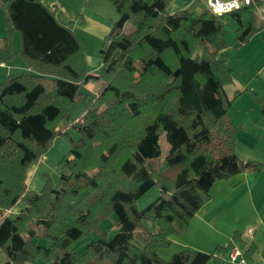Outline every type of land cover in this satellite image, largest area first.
<instances>
[{
  "label": "trees",
  "instance_id": "1",
  "mask_svg": "<svg viewBox=\"0 0 264 264\" xmlns=\"http://www.w3.org/2000/svg\"><path fill=\"white\" fill-rule=\"evenodd\" d=\"M171 0H114L119 16L104 38L103 67L91 75L78 36L61 24L43 0H5L7 22L21 35L19 54L29 71L0 84V228L4 264H225L241 235L212 253L182 250L167 261L172 245L210 200L221 180L258 173L263 164L236 155L237 126L229 116L242 91L228 66L224 25H238L235 48L264 26L252 7L216 15ZM128 27H131L128 31ZM12 35L0 40V64L14 57ZM101 87L73 123L74 139L60 128L71 107L84 98V85ZM261 115L264 103L253 93ZM65 136L70 151L58 161L57 182L44 175L40 191L27 189V174ZM169 150L163 156L160 138ZM161 195L139 210L152 188ZM16 217L6 216L18 202ZM115 215L109 238L100 220ZM93 233L84 251L73 245ZM43 242L49 243L45 245ZM252 242L244 259L253 261Z\"/></svg>",
  "mask_w": 264,
  "mask_h": 264
},
{
  "label": "crops",
  "instance_id": "2",
  "mask_svg": "<svg viewBox=\"0 0 264 264\" xmlns=\"http://www.w3.org/2000/svg\"><path fill=\"white\" fill-rule=\"evenodd\" d=\"M4 1L0 0V40L12 35L14 57L10 62L0 64V84L8 78L18 77L24 71H29L27 64L19 54L21 35L18 31H13L12 26L5 21L6 15L2 10ZM171 1L169 10L171 13L179 8H188L187 2L179 0L178 4L177 0ZM43 2L49 9L55 10V18L61 24L69 27L78 35L86 48L85 58L88 72L91 75H98L103 67V58L99 53L102 49L101 42L106 38L116 20L113 14L104 15L100 8L104 4L114 5V0H43ZM263 31L253 36L262 34ZM251 42L253 41L251 40ZM248 47L246 43L242 45L235 56L237 59L235 62L231 55L228 58L227 64L236 74L234 83L229 86L235 90L234 93L242 91L237 101L234 102L229 116L238 129L236 155L242 160L258 161L264 164V117L260 114V108L253 96L255 93L264 103V57L261 58L260 62H263V66L260 69L251 67L248 61L240 58L241 55H245L244 49ZM100 87L101 83L98 81L86 83L84 98L80 103L74 104L70 108V121L60 122V128L68 132L74 139H77L79 135L73 128V123L83 115L85 107L94 100ZM69 147L70 144L65 136H57L50 150L30 166L26 175L27 189L40 191L45 184L44 175L52 176L57 182L61 176L60 173H62L57 161L70 151ZM245 188L246 191H250L249 193H256L257 203L263 209L257 208V211L264 215V170L261 173L238 174L229 180H221L213 185L209 193L210 200L193 217L190 227L184 233L171 238L172 244L175 241H180V248L206 254L210 253L214 246L221 245V243L227 245L232 241L233 231H237L241 235L243 247H238V244L235 246L244 252L252 242L259 247L258 254L253 257V261H248V264H264V232L261 231L264 230V219L259 218L261 219L260 230L259 227L257 229L249 227L243 231L240 226H231L230 224L231 217L228 213L232 209L240 211V206L247 202ZM250 200L254 202V198L251 196ZM24 206V202H18L16 206L6 212V216L16 217V214ZM250 228L254 229L251 235L247 232ZM7 238V230L3 227L0 228V243Z\"/></svg>",
  "mask_w": 264,
  "mask_h": 264
},
{
  "label": "rangeland",
  "instance_id": "3",
  "mask_svg": "<svg viewBox=\"0 0 264 264\" xmlns=\"http://www.w3.org/2000/svg\"><path fill=\"white\" fill-rule=\"evenodd\" d=\"M182 2H187L188 3V8L187 9H190V10L194 11L195 13H200V12L204 11L205 9H207L206 0H184V1L182 0ZM177 3L179 4L180 1L177 0ZM2 6H4V3H2ZM170 8H171V3L168 5V10H170ZM100 9L103 10L104 15L105 14H113V16L116 18V20H118L119 16H117L118 13H117V10H116L114 5H112V6L109 5L108 6V5L104 4V5H102V7ZM179 9H182V8H179ZM2 10H4L3 7H2ZM4 13H5V10H4ZM169 13H170V11H169ZM5 15H6V13H5ZM6 19H7V16H6ZM6 19H5V21L7 22ZM222 24L224 25V29H225V33H226L224 38H226V41L228 43V49H226V51L228 52L229 55H231L233 61L235 62V60H237V59H235L236 58L235 56L237 55V52L239 51V49L242 48V46H240L239 48H235L236 29H237L238 25L236 24L235 20L232 19L231 17H227L226 20ZM130 28L131 27L127 28L128 31L131 30ZM251 40L253 42H251ZM263 41H264V31H263L262 34L253 36L252 39H250L248 42H246V44L249 47L244 49L245 50V52H244L245 55H241V57H240L241 60H246V61H248V63H250L251 67L256 68V69H260V67L263 66V64H262L263 62H260V61H261V58L264 57V42ZM80 43L82 44V41ZM83 46H84V44H83ZM84 48H85V46H84ZM102 48H103V43H102ZM101 50L99 52L100 54H101ZM233 64H235V63H233ZM225 90L227 91V93H228V95L230 97L233 96L234 91H235V90L232 89L231 86L226 87ZM160 145L162 146V152H163L162 155L166 156V154H167V152L169 150V144H167V142H166L164 137L160 138ZM256 162H258V161H256ZM259 163H261V162H259ZM263 167H264V164H263ZM258 173H261V172H258ZM50 177L53 179L52 176H50ZM45 182H46V180H45ZM54 182H56V181L54 180ZM249 192L250 191L249 190L246 191V188H245V196H246L247 202H245V204L240 206V211L239 210L236 211L235 209H232L230 211V213H228L230 215V217H231L230 218L231 226H240V228H242L243 231L247 230L249 227H253V228L257 229L259 227V224H261V223H259L261 221V219L262 220L264 219V215H261L260 211H257V208L259 210H263V209L259 205V203H257L256 193L255 192L249 193ZM263 193H264V190H263ZM161 194L162 193H161V191H160V189L158 187L152 188L145 195L141 196L138 199V201H137L138 209L141 210V209L146 208L148 205H150L152 202H154L157 198H159V196ZM250 196L254 198V202H252L250 200ZM260 217H261V219H259ZM115 220H116L115 215H112L108 219L100 220V223L98 224L99 225V229H100L101 232H106V231L108 232L109 238L110 237H114V235L117 232V228L114 225ZM235 228H237V227H235ZM260 229L261 228L259 227V230ZM261 231L264 232L263 229ZM233 232H235V231H233ZM97 237H98V234L93 233L92 235L88 236V238L87 237L86 238H82L80 241L76 242L73 245L72 250L73 251H84L86 245L89 242L97 239ZM43 243L45 245H49V243H47V242H43ZM179 243H180V241H175L174 244H172L170 247H167L165 249L160 250V252H159L160 257L167 261L168 259H170V257L173 254L184 250V249L179 247L180 246ZM223 244L224 243H221V245H223ZM242 245H243V243L241 242V243L238 244V247H243ZM215 248L216 247L214 246L213 250L210 253H212ZM5 260H7V256L5 255V252L2 249L1 243H0V264H4L6 262ZM26 264H33V263L28 262ZM225 264H229V262L226 261Z\"/></svg>",
  "mask_w": 264,
  "mask_h": 264
},
{
  "label": "built area",
  "instance_id": "4",
  "mask_svg": "<svg viewBox=\"0 0 264 264\" xmlns=\"http://www.w3.org/2000/svg\"><path fill=\"white\" fill-rule=\"evenodd\" d=\"M206 5L207 9L216 15H223L231 11L252 7L264 26V0H206ZM253 231L254 229L250 228L247 232L251 235ZM244 258V251L235 246L228 258H226V261L229 264H248V261Z\"/></svg>",
  "mask_w": 264,
  "mask_h": 264
}]
</instances>
